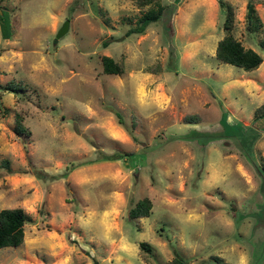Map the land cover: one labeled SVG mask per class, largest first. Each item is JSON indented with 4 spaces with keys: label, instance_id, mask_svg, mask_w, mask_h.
I'll return each instance as SVG.
<instances>
[{
    "label": "rangeland",
    "instance_id": "rangeland-1",
    "mask_svg": "<svg viewBox=\"0 0 264 264\" xmlns=\"http://www.w3.org/2000/svg\"><path fill=\"white\" fill-rule=\"evenodd\" d=\"M223 1L256 70L214 59L217 0H160L161 18L126 37L146 9L132 0L0 2L13 30L0 37V84L22 86L0 89V209L29 217L0 264H264V116H253L264 78L257 94L241 83L264 72V0L254 32L247 0ZM101 55L122 73H102ZM15 113L28 135L13 133ZM142 197L149 215L129 219Z\"/></svg>",
    "mask_w": 264,
    "mask_h": 264
},
{
    "label": "trees",
    "instance_id": "trees-1",
    "mask_svg": "<svg viewBox=\"0 0 264 264\" xmlns=\"http://www.w3.org/2000/svg\"><path fill=\"white\" fill-rule=\"evenodd\" d=\"M3 0H0V2ZM133 4L138 8H146L140 16L135 19L133 25L128 27L123 36L126 37L130 34H142L148 24L158 21L163 13L164 5L160 0H132ZM217 4L222 9L224 16L221 23L222 36L216 41L213 56L217 63H223L238 67L244 71H251L255 69L262 61L261 56L249 47H244L240 40L235 38L231 33L234 24L233 7L230 3L223 0H217ZM245 20L246 29L250 32L256 31L261 28L262 23L259 16L256 13L255 5L252 0H247L245 4ZM13 30L10 21V15L6 9L0 8V37L1 39H10L12 37ZM106 46L105 42L102 44ZM258 46L264 51V41H259ZM101 71L105 74L118 75L122 73V67L119 63L114 61L110 56H100ZM147 72H151L148 68ZM2 91L11 93H17L21 91L22 86L14 82H5L0 84ZM7 108H1L0 111H6ZM117 119L119 124L122 123L121 115L117 110H111ZM253 116H264V103L258 105L253 110ZM183 122H194L197 118L193 116H183ZM12 131L15 135L21 134L28 135V131L21 124V117L19 114L13 116ZM121 158V155L117 156H100L99 160H110ZM151 208V202L149 198L142 197L136 200L132 206L127 210V216L129 219H136L146 217L149 215ZM29 221V217L19 207L13 208H1L0 209V248L10 247L14 248L22 244L23 242V225ZM138 247L144 250H149V245L140 241ZM218 264L221 263L219 257H213ZM164 264H186L185 260L178 255L173 256L170 260Z\"/></svg>",
    "mask_w": 264,
    "mask_h": 264
},
{
    "label": "crops",
    "instance_id": "crops-1",
    "mask_svg": "<svg viewBox=\"0 0 264 264\" xmlns=\"http://www.w3.org/2000/svg\"><path fill=\"white\" fill-rule=\"evenodd\" d=\"M253 1V3L255 4V1L254 0H252ZM246 3V2H245ZM255 10H256V7H255ZM245 13V12H244ZM256 13H257V11H256ZM245 15V14H244ZM257 15L259 16V14L257 13ZM261 28H263V25L261 26ZM241 43H242V45L244 46V47H249V45H251V43L250 44H248L246 41H240ZM250 48V47H249ZM252 49V48H251ZM214 52V51H213ZM262 59V58H261ZM261 63H262V61H261ZM260 63V64H261ZM259 64V65H260ZM259 65L257 66V67H259ZM257 67L254 69V70H256L257 69ZM243 79L241 80V83H242V85H244V87L245 88H248L249 87V89H252V91H254L256 94L258 93V90L261 88V85L263 84V83H261L260 84V82H262L263 81V78H264V72H262L261 74H259V75H255V76H244L243 75V77H242ZM251 78V79H250ZM250 79V80H249ZM262 90V89H261Z\"/></svg>",
    "mask_w": 264,
    "mask_h": 264
},
{
    "label": "water",
    "instance_id": "water-1",
    "mask_svg": "<svg viewBox=\"0 0 264 264\" xmlns=\"http://www.w3.org/2000/svg\"><path fill=\"white\" fill-rule=\"evenodd\" d=\"M66 29H67V21H64L62 23V25L58 28V30H57V32L55 34V39L54 40L58 39L66 31Z\"/></svg>",
    "mask_w": 264,
    "mask_h": 264
}]
</instances>
